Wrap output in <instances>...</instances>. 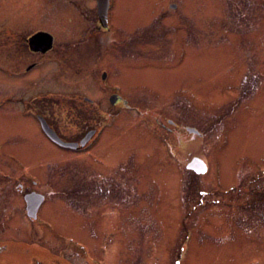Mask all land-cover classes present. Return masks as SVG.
I'll return each mask as SVG.
<instances>
[{"label":"rangeland","instance_id":"obj_1","mask_svg":"<svg viewBox=\"0 0 264 264\" xmlns=\"http://www.w3.org/2000/svg\"><path fill=\"white\" fill-rule=\"evenodd\" d=\"M95 1L0 0V264H24L23 248L43 253L47 245L58 258L77 264L69 247L79 241L99 254L101 264H237L239 258L248 259L253 254L226 243L227 236H242L236 228L240 223L205 220L200 207L190 213L189 183L203 189L207 179L185 167L193 156L204 161L210 148L218 147L216 114L224 103L236 101L243 77L249 85L256 70L264 71V0H112L111 20L117 24L104 36L95 28ZM39 30L53 35L57 49L63 42L83 44L87 37L93 38L90 44L111 43L115 92L125 103L110 105L109 83L100 85L99 70L77 78L78 44L72 60L63 63L62 76L53 61L29 76L16 73L17 63L31 62L22 53H27L24 40ZM13 51L26 57L19 61ZM61 54L60 60L65 48ZM47 86L74 97V105L69 99V108L57 112L60 136L74 140L99 124L102 150L49 148L31 117L34 111L47 115V104L37 110L28 105L38 102L35 97ZM84 96L96 98L98 108L86 104ZM11 104L27 118L11 114ZM186 127L198 131L199 138L192 140ZM242 139L248 142L237 151L262 147L254 131ZM31 192L53 200L41 209L39 230L27 225L23 198ZM112 197L118 201L109 202ZM71 200L91 210L81 204L78 211L67 209ZM97 200L104 206L101 214H108L105 220L94 209ZM247 224L253 233H264V219L257 223L259 230ZM52 232L64 235L61 242L68 249L50 237ZM246 247L242 244L244 251L255 252ZM258 255L264 259V250Z\"/></svg>","mask_w":264,"mask_h":264},{"label":"flooded vegetation","instance_id":"obj_2","mask_svg":"<svg viewBox=\"0 0 264 264\" xmlns=\"http://www.w3.org/2000/svg\"><path fill=\"white\" fill-rule=\"evenodd\" d=\"M97 1H95V9H96V17H95V28L97 32L100 33L101 36H104V33H110L112 31V25H115V21L111 20V8H112V0H106V13L103 19V23H101V19L99 18ZM105 2V0H104ZM176 7L175 4H171L170 8L174 9ZM104 32V33H103ZM37 33H45L49 34L52 37V45L50 49L45 52L42 51H33L30 48L29 40L30 38ZM88 38V41H91L93 38ZM112 40V38H111ZM55 38L50 32L39 30L35 33L31 34L27 37L25 42L26 52L22 51L23 54H26L27 59L31 60L28 64H23L22 62L17 63V67L14 69L16 73H20L23 76L31 75L35 70L39 69L46 62L53 61L55 62L56 70L62 73H65V69L63 67V63L67 61H71V54L74 49L80 47L78 50V59L81 60V64L76 67V74L78 73L77 78H89L91 77L95 71H100L99 73V83L104 84L105 82L109 83L108 90L111 91L108 102L110 103V98L114 97V103H110V105L116 107L125 103L123 99L119 96V93L115 92L118 88L115 86V80L112 76L114 75L115 67H114V55L110 50V44L107 43V40L103 42L95 40L91 44L88 41L82 42L78 41L76 43L63 42L60 44V48H55L54 44ZM66 46V47H65ZM65 48L66 57L60 60L62 56V52ZM57 50V53L53 55L54 58H50L53 52ZM20 52L13 51V58L19 57L17 60L23 61V55ZM25 56V57H26ZM33 57H37L35 61ZM92 58V61H91ZM249 58V57H246ZM252 58V61H249L250 64L256 62L255 57ZM15 59V61H17ZM18 62V61H17ZM27 63V61L25 62ZM1 65V64H0ZM19 67V69H18ZM23 68V69H22ZM22 69V70H21ZM20 70V71H19ZM3 68L0 66V72L3 75ZM253 74L251 78L250 84L245 85L246 78L243 77L241 81V86L238 87L235 93H237L236 101L232 103H224L221 109L220 116L216 114V116L220 120L219 126V134L216 136L219 142L218 147L210 148L207 153L206 160L204 159V163L206 165L205 173L196 174L194 170H189L195 177H205L207 179L206 187L197 189L194 184L189 183V196L191 197L192 207L190 213L195 211L196 207L203 208L205 211V220H209L211 218L218 219L221 222L229 223H240V225L236 228L240 227L242 236L240 234H236L235 236H227L229 241L223 240V242L230 243V245H234L239 247L243 254L249 256L248 259L239 258V262L237 264H264V259L260 258L258 255L259 250H264V233H253L247 222H252L255 227L258 229V222H260L261 218L264 219V83L261 79L264 78V71ZM248 74V73H247ZM1 76V75H0ZM64 78V77H63ZM66 78V77H65ZM62 79V78H58ZM67 79V78H66ZM72 79V78H70ZM245 85V86H243ZM261 86V87H259ZM105 89V87H102ZM110 88V89H109ZM114 90V91H113ZM233 90V89H232ZM235 90V89H234ZM44 93L41 96L35 97L38 102H30L28 105L32 110H37L35 107L39 105L40 107L47 104V115L46 111H34L32 113L33 123L36 125L37 130L43 135V137L47 140V144L50 145L49 148L55 149L59 152L61 151H75L78 153H84L89 150L91 147H96V150L100 151L103 147L100 142L101 131L100 125L96 124L94 127L86 128L81 136L74 140H67L66 138L60 136L61 134L56 129L60 118L57 117V112L62 110H67L69 106L74 105L73 100L74 97L68 96V94L62 93L61 89H55L48 87L46 90L44 89ZM47 101L44 103L42 101ZM70 99V100H69ZM69 100V106L66 101ZM82 100L88 104L89 106L94 107V109L98 108V100L96 98H89L84 96ZM14 104V103H13ZM17 105L19 104L16 103ZM4 106V103L0 102V109ZM11 104V108H12ZM4 108V107H3ZM53 110L55 116L52 118L51 111ZM16 112L18 115L25 117V114H21L19 110L11 109V114ZM63 115V114H60ZM28 121V120H27ZM43 124L47 127V129L51 130L56 137L64 144H75L76 147H65L60 143H56L53 141L43 129ZM169 125H172L171 121H168ZM210 126V125H209ZM211 127V126H210ZM213 128V127H212ZM193 128H184L187 134L190 135V138L194 140L196 137L199 138L200 134L198 131L193 129L195 132L190 133L188 130ZM251 131H254L256 136L262 140V147L259 148L258 145H254L249 150L237 151L238 148L248 142L247 140L242 139V137L247 136V134ZM92 133L89 139L85 143H81L82 140L86 137L88 133ZM213 132H216L213 129ZM212 140V139H210ZM100 143V144H99ZM52 146V147H51ZM98 147V148H97ZM49 149H47L48 151ZM0 157L1 155L0 151ZM197 156H193L191 159ZM199 158V157H197ZM201 159V158H200ZM203 160V159H201ZM220 164V165H219ZM17 193H19L20 189H16ZM110 193V191L108 192ZM34 194L28 193L25 196ZM40 195V194H36ZM25 196L23 199H25ZM43 197V202L40 205L37 214L35 217H28L27 214V222L28 226L31 230L35 227L42 229V227L38 226L41 224V216L40 212L43 206L48 203L53 202V200L44 201L45 197ZM188 196V194H187ZM99 202V207L95 210L102 217V220H105L108 214H101L102 203ZM109 202L115 203L118 200L114 197L108 200ZM25 202V201H24ZM61 203H65L63 200H59ZM127 203V200H125ZM125 203V204H126ZM79 204L83 206L85 209H90L87 204H84L81 200H71L68 202L69 207H74L77 211L79 210ZM62 205V204H61ZM216 212V213H215ZM129 211L126 212L128 214ZM214 213L216 215H214ZM16 215L15 211L12 215H4L2 221H5V218L10 216V219ZM125 215V214H124ZM111 217V216H110ZM33 225V226H32ZM49 227V223L47 222V229ZM245 229L248 231V234L245 233ZM259 230V229H258ZM53 233V232H52ZM49 233L51 238H54L59 246L62 249L67 248V246L62 245V236L56 235V233ZM258 235V236H257ZM256 241H255V237ZM49 236H47V240L49 241ZM255 245L258 247H253ZM7 247L9 246L7 243H4ZM242 244L246 245L245 249H254L252 250H243ZM72 252H75L78 256L77 264H101L100 256L97 252L93 250V248H89L84 242L79 241L76 242L75 245L69 247ZM4 251V250H3ZM16 250L15 252H17ZM188 254L190 253V246H188ZM3 253V252H1ZM0 253V254H1ZM7 255L11 254L9 252H4ZM21 259L24 261V264H68L66 259L58 258L55 253L51 252L48 248L43 253H39L35 247L23 248V252H21ZM25 256V257H24ZM255 256V257H252ZM257 256V257H256ZM5 261V260H4ZM72 264H75L71 262ZM3 264H23L19 260L12 261ZM174 264H180L179 262H174Z\"/></svg>","mask_w":264,"mask_h":264},{"label":"water","instance_id":"obj_3","mask_svg":"<svg viewBox=\"0 0 264 264\" xmlns=\"http://www.w3.org/2000/svg\"><path fill=\"white\" fill-rule=\"evenodd\" d=\"M97 8H98V14L99 18L101 19V23H103V19L105 17L106 13V0H98L97 1ZM103 26L104 23H103ZM30 48L33 51H42L45 52L48 49H50L52 45V37L49 34L45 33H37L33 35L29 40ZM115 99L114 97L110 98V103H114ZM43 129L46 135H48L53 141L56 143H60L61 145L65 147H76L75 144H64L56 137V135L43 124ZM190 133H194L195 131L193 129L188 130ZM91 132L86 135V137L82 140V144L85 143L89 137L91 136ZM186 170H194L196 174H202L205 173L206 165L200 158H193L186 164ZM25 204H26V214L28 217L32 218L35 217L37 214V211L40 207V205L43 202V197L41 195L36 194H30L25 196Z\"/></svg>","mask_w":264,"mask_h":264}]
</instances>
